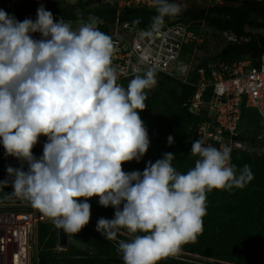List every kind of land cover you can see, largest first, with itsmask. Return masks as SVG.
Instances as JSON below:
<instances>
[{
	"label": "clouds",
	"instance_id": "9594fccd",
	"mask_svg": "<svg viewBox=\"0 0 264 264\" xmlns=\"http://www.w3.org/2000/svg\"><path fill=\"white\" fill-rule=\"evenodd\" d=\"M154 6L142 37L159 33L165 18L181 11L169 0ZM97 25L89 16L74 29L43 5L35 21L0 9V143L21 162L8 167L12 179L0 181V190L11 184L5 196L29 202L67 235L89 224L88 200L98 196L115 215L100 218L96 231L110 241L128 234L117 245L124 264H157L202 233L207 193L243 189L254 175L249 165L237 169L228 149L205 146L202 138L192 142L190 155L198 159L186 174L173 167L172 153L148 161L143 172H125L123 165L140 162L150 147L140 112L157 83L156 68L138 70L126 88L118 84L113 39ZM41 136L47 142L37 158Z\"/></svg>",
	"mask_w": 264,
	"mask_h": 264
},
{
	"label": "trees",
	"instance_id": "16d2710c",
	"mask_svg": "<svg viewBox=\"0 0 264 264\" xmlns=\"http://www.w3.org/2000/svg\"><path fill=\"white\" fill-rule=\"evenodd\" d=\"M62 7H61V4ZM43 5L51 11L54 17L83 18L94 16L110 22L114 16V9L109 5L86 6L81 0H0V9L17 20L37 18V9ZM156 15L155 7L125 9L121 13L122 20L134 26L149 27L152 17ZM139 19V24L133 21ZM178 19L192 22H204L223 32H231L237 39L227 41L215 55L203 58L197 63L189 75V80L196 79V69L209 61L235 60L244 56L256 59L264 53V0L238 1L237 4L222 3L207 8L184 9ZM175 21L165 18V22ZM263 30V31H261ZM34 39L41 37L32 34ZM163 79L152 91H148L145 101L147 108L140 112L141 119L147 127L150 147L140 162L131 161L123 165L125 172H143L148 161L155 163L162 159L165 153H172L175 158L173 167L180 173L186 174L195 166L196 156L190 155L192 142L197 139V124L203 119L196 116L183 106L187 96L194 91V86L183 83L167 75H160ZM130 81V80H129ZM126 82V87L129 83ZM254 111L260 120L256 109L243 106L242 120L252 121ZM264 127L263 122L261 123ZM253 131L255 127L252 126ZM174 142L169 145L168 137ZM241 140H248L243 134ZM2 139V138H0ZM251 141L255 139L251 138ZM45 142L33 148L36 157L43 155ZM4 147L0 143V171L4 164ZM231 163L242 168L249 165L254 179L243 189L213 190L207 193L206 215L203 217V231L197 235L195 242H188L181 246V250L198 253L207 257L229 261L237 264H264V155H250L241 149H235L231 155ZM12 191L0 190V196ZM91 213L105 219H113L115 208L103 207L99 204V197H93ZM123 231V230H122ZM126 232V231H124ZM75 235V234H74ZM121 236L120 234H118ZM75 237L87 243L92 250L83 257L74 259L72 255H79V251L71 250L70 256L52 253L51 249L57 245V232L53 224L46 218L39 228V238L45 239L47 250L39 255L36 264H124L121 256H115L117 244L109 242L95 229L85 226ZM128 240V237H122ZM157 264H205L199 261L162 257Z\"/></svg>",
	"mask_w": 264,
	"mask_h": 264
},
{
	"label": "built area",
	"instance_id": "2783aa9c",
	"mask_svg": "<svg viewBox=\"0 0 264 264\" xmlns=\"http://www.w3.org/2000/svg\"><path fill=\"white\" fill-rule=\"evenodd\" d=\"M81 1L88 7L109 5L114 9L111 21L98 19L97 27L113 39V64L118 69V84L126 88V82L138 70L143 74L149 67H155L156 74L167 75L194 86V91L187 96L183 106L193 115L203 117L197 124L196 135L197 139L204 140L205 146L226 148L230 155L233 150L244 148V141L239 138L243 106L256 109L264 124V53L256 59L245 56L235 60L209 61L197 67L196 79L190 81L192 69L188 65L181 67L182 56L193 44L204 41L192 22L181 21L177 15L174 22H165L159 33L142 37V33L148 31L150 26H134L122 20L121 13L125 9L155 7V0ZM60 18L66 22L71 21L74 29L79 27V20L83 19ZM60 18L54 17V20L58 22ZM223 33L228 41L237 39L231 32ZM35 36L41 37V34L35 33ZM176 70H181L180 75ZM43 142H47V137L41 136L36 146ZM3 159L0 181L11 180L8 167L21 168V162L16 157L7 156L5 149ZM23 169L27 171V163ZM3 189L13 191L11 184ZM21 201L24 200L14 196H0V264H32L31 231L35 222L44 221L46 217L33 210L8 208L7 204H18Z\"/></svg>",
	"mask_w": 264,
	"mask_h": 264
},
{
	"label": "rangeland",
	"instance_id": "374dc122",
	"mask_svg": "<svg viewBox=\"0 0 264 264\" xmlns=\"http://www.w3.org/2000/svg\"><path fill=\"white\" fill-rule=\"evenodd\" d=\"M239 0H169V2H173L179 5L181 11L180 13L188 8H207L208 6L215 5V4H222V3H230V4H237ZM180 13L178 15H180ZM198 30L200 31V34L202 37H204V41L199 44H193L189 49H186L184 51V54L181 59V67H190V69H193V67L199 63L203 58L211 57L215 55L225 44H227L226 35L222 33L221 31L215 29L214 27H211L209 25H206L204 22H199L197 25ZM176 73L180 75L181 70H176ZM163 77L156 75V85L151 89L152 91L159 85L160 80H162ZM251 113L254 115V118L252 121H248L246 118L241 121L240 124V133L243 134L245 137L248 138V140L244 141V148L241 150L245 153H248L250 155H264V127L262 126V120L258 118L256 113L254 111H251ZM252 126H254L256 129L253 131ZM253 138L255 141H251L250 139ZM39 158V156H36ZM9 209L17 208L22 210H33L34 212H39L38 210L34 209L29 202L27 201H21L18 204H7ZM103 217H100L97 214L91 213V219L88 224V227H91L96 230L97 221ZM46 222L39 221L35 222L31 231V253H32V264H36L39 259V255L47 250L45 247V239L41 240L39 238V228L41 225ZM54 227V225H53ZM57 232V238H58V228L54 227ZM101 234V233H100ZM121 236H117L116 240H108L109 242H112L114 244L118 245L119 240H125L122 237H128V234L124 231H121ZM103 236V235H102ZM69 241L66 246H60L58 241L57 245L51 249L52 253H57L61 256H70V251L75 250L79 251V255H72L74 259H78L83 257L85 254L90 252L92 248L87 244L80 240H78L75 235H68ZM115 256H121L118 254V252L113 253ZM198 253H193L185 250H181L176 255H169L175 258H181V259H187L190 261H199L205 264H226L221 261H215L211 258L201 255ZM122 257V256H121ZM237 264V263H235Z\"/></svg>",
	"mask_w": 264,
	"mask_h": 264
},
{
	"label": "water",
	"instance_id": "95a60500",
	"mask_svg": "<svg viewBox=\"0 0 264 264\" xmlns=\"http://www.w3.org/2000/svg\"><path fill=\"white\" fill-rule=\"evenodd\" d=\"M240 1H247V0H240ZM199 24V23H198ZM69 237L63 230L58 229V243L60 246H66L68 244Z\"/></svg>",
	"mask_w": 264,
	"mask_h": 264
},
{
	"label": "crops",
	"instance_id": "0c3cea01",
	"mask_svg": "<svg viewBox=\"0 0 264 264\" xmlns=\"http://www.w3.org/2000/svg\"><path fill=\"white\" fill-rule=\"evenodd\" d=\"M245 57V56H244Z\"/></svg>",
	"mask_w": 264,
	"mask_h": 264
}]
</instances>
